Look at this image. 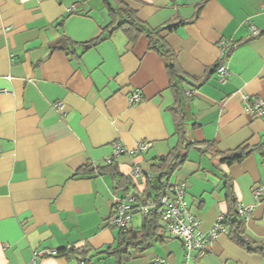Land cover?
Returning a JSON list of instances; mask_svg holds the SVG:
<instances>
[{"label":"crops","instance_id":"1","mask_svg":"<svg viewBox=\"0 0 264 264\" xmlns=\"http://www.w3.org/2000/svg\"><path fill=\"white\" fill-rule=\"evenodd\" d=\"M123 1L152 28L191 20L203 4L196 20L165 34L178 68L194 83L186 90V116L197 124L189 137L222 151L263 142L264 116L250 115L243 97L264 99V0ZM110 21L104 0L0 2V264H72V257L49 252L74 247L91 255L112 245L118 229L107 218L113 198H124L125 190L110 174L76 172L108 164L115 143L130 152L148 142L144 152L113 158L124 176L135 167L147 173L177 143L169 76L146 37L130 45L116 30L83 50L81 44ZM219 62L229 70L223 83L214 70ZM134 91L142 98L130 104ZM226 178L249 210L244 234L264 244V199L255 192L264 191V156L258 152L226 165L190 148L168 183L185 186L186 206L207 232L227 211ZM134 186L142 192L145 181ZM142 218L133 213L130 227H140ZM102 255L98 264H114ZM156 258L167 264H264L263 254L233 242L228 229L195 261H186L182 242L172 238L125 264H154Z\"/></svg>","mask_w":264,"mask_h":264},{"label":"trees","instance_id":"2","mask_svg":"<svg viewBox=\"0 0 264 264\" xmlns=\"http://www.w3.org/2000/svg\"><path fill=\"white\" fill-rule=\"evenodd\" d=\"M104 3L110 14L111 21L102 28V33L98 37L81 44L83 50L85 51L94 47L116 30H120L124 34L127 43L130 45L134 44L140 36L146 37L148 49L158 53L162 57L169 76L174 102L168 110L174 120L177 143L166 155L160 157L150 166L149 172L144 173L145 188L142 192H138L135 189V182L130 175L124 176L118 170L113 158L106 165H99L95 168L86 166L76 172L77 174L84 175H89L94 171L98 172V174H110L116 183L115 187L124 188L125 197L133 196L139 205H153V207L146 214L142 215L140 227L133 228L129 225L124 229H118L114 243L101 251L88 255L90 249L76 253L74 247H68L55 251L53 255L70 256L73 259L83 260L85 264H91L93 257L104 254L105 256L112 257L114 264H125L136 255L143 253L153 243L165 241L167 234L158 213V202L165 186L169 185V176L182 166L190 148H196L202 153H208L212 157L220 158V161L226 165H232L241 163L245 157L253 152H258L264 156V141L253 146L247 144L239 145L232 150L222 151L211 142L197 143L189 137L190 131L197 124L189 123L186 116L185 106L190 99L186 90L189 85L193 86L194 83L190 82L184 75V72L178 68L173 51L166 43L165 34L172 31L179 24H186L196 20L203 4L197 6L191 20L171 21L152 28L139 19L136 10L123 0H104ZM61 41L64 42L65 37L60 38L58 43L54 44L51 48H59ZM219 65L220 62L214 66L215 71ZM150 174L152 177H147ZM224 187L227 211L226 213H222L224 216L222 220L223 231L228 229L230 239L247 251L264 255V244L248 238L243 232L245 217L238 213V201L232 180L226 178ZM130 190L131 193L129 192ZM133 213L139 212L134 211Z\"/></svg>","mask_w":264,"mask_h":264},{"label":"built area","instance_id":"3","mask_svg":"<svg viewBox=\"0 0 264 264\" xmlns=\"http://www.w3.org/2000/svg\"><path fill=\"white\" fill-rule=\"evenodd\" d=\"M2 0H0L1 2ZM58 1V0H56ZM74 6L70 8L73 10ZM261 10L264 12V1L261 4ZM254 35L258 34L255 28H251ZM220 46L224 49L229 47L226 41H220ZM223 55V54H222ZM216 74L220 82H225L229 74V70L224 63L216 68ZM142 98L139 91H134L129 97L130 104L138 103ZM245 108L253 117L264 116V99L244 96ZM56 108H61V103L55 104ZM150 147L148 142H140L134 150L128 152L120 144L115 143L113 146V158L119 156L122 152L136 153L144 152ZM130 177L134 182L145 179V174L138 168H133ZM147 177H152L150 174ZM256 195H261L264 199V191L262 188L255 190ZM185 186L178 184L175 186L166 185L158 202V213L161 222L164 224L167 234L166 240L177 238L184 247V258L186 261H195L204 257L210 250L211 245L217 235L223 231V214H220L213 224L212 228L207 232H202L199 227V221L188 210L184 201ZM153 205H139L133 196L125 198H113L111 212L107 218V225L116 229H124L130 224V219L134 211H138L142 215L146 214ZM238 213L248 218L249 210L243 207L239 202L237 204ZM50 255L54 254L49 252ZM72 264H85L81 259H73ZM154 264H167L165 260L156 258Z\"/></svg>","mask_w":264,"mask_h":264},{"label":"rangeland","instance_id":"4","mask_svg":"<svg viewBox=\"0 0 264 264\" xmlns=\"http://www.w3.org/2000/svg\"><path fill=\"white\" fill-rule=\"evenodd\" d=\"M98 257H100V258H102L103 257V255H98ZM108 257H105L104 259H107ZM104 259H101V261L102 260H104ZM98 260H99V258H97V256H96V258L93 260L92 259V263L91 264H98ZM109 260H111L112 261V259H109ZM103 264V263H102Z\"/></svg>","mask_w":264,"mask_h":264}]
</instances>
